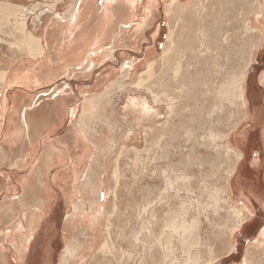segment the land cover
Masks as SVG:
<instances>
[{
	"label": "crops",
	"instance_id": "obj_1",
	"mask_svg": "<svg viewBox=\"0 0 264 264\" xmlns=\"http://www.w3.org/2000/svg\"><path fill=\"white\" fill-rule=\"evenodd\" d=\"M168 1L147 0L138 21L137 0H0V264H36L40 255L48 256L50 231L60 216L65 247L77 234L65 224L72 205L87 208L97 193L104 205L99 228L105 229L108 200L117 190L108 181L110 158L118 156L114 152L122 143H134L121 140L122 125H127L120 114L122 77L144 71L138 58L123 50H136L145 31L158 22L160 8L155 28L163 48ZM157 50L146 51L147 62ZM255 51L242 115L228 134L234 173L223 187L227 205L242 221L226 220L225 244L215 245L210 264H245V259L264 264V218L259 214L264 211V130L249 139L264 127V42ZM129 93H136L132 86ZM113 198L116 202L117 194ZM31 215L36 232L26 245H12V235L24 233L25 216ZM17 222L21 226L15 231ZM240 250L243 256L235 262Z\"/></svg>",
	"mask_w": 264,
	"mask_h": 264
},
{
	"label": "rangeland",
	"instance_id": "obj_2",
	"mask_svg": "<svg viewBox=\"0 0 264 264\" xmlns=\"http://www.w3.org/2000/svg\"><path fill=\"white\" fill-rule=\"evenodd\" d=\"M146 1L137 0L138 21L143 17ZM43 6L45 4L34 5L35 8ZM185 7L193 8V12L199 15L197 14L194 19L193 13L188 14ZM258 9V0H177L176 6L168 15V34L177 49L173 47L174 51L170 52L173 55H170V61H165L163 56L160 57L164 41L156 28L161 22V8L156 28L145 31L135 51L123 50L129 56L138 58L141 63L139 71L146 69L149 61L154 62L152 69L145 75L122 77L121 102L124 106L120 109V114L122 122L128 126L122 125L121 140L134 143L132 146L122 143L121 150L114 152L118 156L110 158L112 168L117 167L115 175L118 185L113 183V188L116 185L117 190L115 192L112 190L111 202L108 200L111 205L107 207L109 214L106 217L105 229L101 230L107 244L106 251L101 252L97 249L102 243L101 239L89 250L85 264L213 262L216 257L215 245L219 243L224 245L226 234L229 232L225 227L226 220L231 217L235 221L238 220V214L227 205L223 190L224 183L233 173L230 171L234 169V156L227 144L228 136L227 139L225 136L239 123L243 108L238 93L233 92L231 79L237 76L244 63L245 66L248 64L247 76L249 67L257 59V55L253 58L254 53L256 54L254 51L252 61L250 60V52L257 43V38H252L246 30L245 34L243 33L242 22L243 20L250 22V19L261 21L260 16L256 15L255 18L253 16ZM256 21H253L252 25L260 26ZM217 28H220L221 33L230 31L233 36L228 44V61H224V55H220L219 76L212 77L208 71L212 66L209 60L207 61L209 67L206 69L203 63L197 65V61L191 57H196L194 55L196 51L204 49L205 45L199 46L201 43H208L211 48L213 47V33ZM153 34L156 40L153 39ZM191 35L194 37L193 46L189 43ZM154 46L158 50L147 62L144 55ZM182 56H186V60H191L189 69L191 66L195 69L185 77L186 89L175 83L181 80L183 74L181 68L186 66ZM175 68L179 71L176 72ZM192 81L199 86H190L189 83ZM130 86L136 91L133 95L129 93ZM184 94L187 95L183 98ZM215 94L221 103L209 116ZM129 95L146 99L151 105L156 103V108L164 118L154 125L148 124L149 126L139 123L136 128L129 124L130 120L123 117ZM246 109L245 105V111ZM263 130L264 127L251 132L249 139L254 140ZM134 131L137 133L136 139L132 135L128 139L125 138L127 134H136ZM200 135L203 139H199ZM260 175L261 181L263 171ZM114 194L118 196L116 202ZM113 203L117 204L115 211ZM88 211L87 206L84 213ZM173 211L179 213L175 215ZM259 214L264 218V211L260 210ZM63 215L65 216V212ZM61 218L60 216V220L56 222L57 227L50 231L51 252L47 248L48 256L40 255L36 264H57L60 254H63L69 245L70 242L64 247L60 237ZM172 225L179 226V229L174 231ZM186 229L188 231L184 232ZM73 230L77 231V234L72 238L70 245L81 247L78 251V254H81L86 232L79 227ZM242 256L240 250L234 256L235 262H239ZM76 259L77 257H74L68 264H79V258Z\"/></svg>",
	"mask_w": 264,
	"mask_h": 264
},
{
	"label": "bare ground",
	"instance_id": "obj_3",
	"mask_svg": "<svg viewBox=\"0 0 264 264\" xmlns=\"http://www.w3.org/2000/svg\"><path fill=\"white\" fill-rule=\"evenodd\" d=\"M61 2V1H60ZM109 2V1H108ZM176 2L177 0H169L167 3H166V7H167V16L169 15V13L173 10L174 6H176ZM258 5H259V9L257 10V12H255L253 14L254 18L255 16H260V19L261 21H256V20H253V19H250V22L248 21H245L243 20L242 22V31L243 33L245 34V30H246V33L248 35H251L252 38H257V43L254 44L253 48H252V51L250 52V60L253 56V53L254 51L256 50L257 47H260V44L264 42V0H258ZM195 6V4H194ZM193 7V6H192ZM176 8V7H175ZM177 9V8H176ZM184 9H187V12L188 14L193 13V18L195 19L197 14L199 15V13L197 12H193V8L192 9H189L187 7H185ZM176 11V10H175ZM205 11V10H204ZM107 14V13H106ZM17 16V15H16ZM102 17V16H101ZM106 17V16H105ZM104 17V18H105ZM103 18V19H104ZM253 21H256L257 23H260V26H257V25H252ZM57 26V25H56ZM125 26V25H124ZM21 27V26H20ZM223 27V26H221ZM225 27V26H224ZM227 27V26H226ZM19 29V28H18ZM21 29V28H20ZM223 30V29H222ZM225 30V29H224ZM20 31V30H19ZM220 31V28L218 29L217 28V31L215 30L214 31V41H213V44H212V48L207 44H203L201 43L199 46H204V49L203 50H198L196 51V53L194 54L196 57H191V59L194 58V61H197V65L199 63H203V66L204 68H208L209 67V64H207V61L209 60L212 64V66L209 67V70L210 71V74L211 76H216L218 77L219 76V70H220V67L219 64H220V60H221V56L224 55V61H228V51H229V46L228 44L230 43V40L232 39V36L233 34L232 33H229V32H225L223 31L222 33L219 32ZM240 32V30H239ZM206 34V33H205ZM254 35V36H253ZM210 36V35H209ZM193 36L191 35L190 37V45L193 46ZM212 39V38H211ZM206 40V38H205ZM173 41L170 40V34H168L166 40H165V43L166 45L163 47L161 53H160V57L163 56L164 57V60L165 61H170L171 60V53L173 50V47L176 49V46H174V44H172ZM212 42V40H211ZM170 43L168 46L167 44ZM210 47V48H209ZM198 48H201V47H198ZM203 48V47H202ZM177 50V49H176ZM175 50V52H176ZM224 53V54H222ZM204 54H207V55H204ZM171 55V56H170ZM175 55V54H174ZM178 55H179V52H178ZM193 55V54H192ZM221 55V56H220ZM162 58V57H161ZM183 60H185L186 62V66L181 68V72L183 73L182 74V78L181 80L179 81H174L175 83H179V85H176V87H183L186 89L185 87V83H184V80H185V77L189 74H191L192 72L195 71V69L191 66V68L189 69V61L191 60H186V56H182L181 57ZM163 60V61H164ZM154 62V61H152ZM148 63L146 69H144V71H142L140 73V75H145L146 73H148L152 67H153V63ZM176 65V64H175ZM244 66L241 68L240 72L237 74V76L233 77L231 79V84H232V89H233V92H236L238 93L239 97L241 98V101H242V107H243V86H244V82L246 81V67L248 64H246L245 66V63L243 64ZM177 66V65H176ZM165 70H167L165 68ZM175 71H179L177 68H175ZM174 73V72H173ZM177 74V73H176ZM173 75V74H172ZM175 75V74H174ZM170 81V79H169ZM174 83V85H175ZM209 83H213V82H209ZM187 85V84H186ZM190 86H193V87H198V83H195V81H192L189 83ZM179 92V91H178ZM180 95V94H179ZM187 94H184L183 98L186 96ZM156 96V95H155ZM182 98V99H183ZM215 100L213 101L214 105L212 106V109L211 111L208 113L209 116H211L210 114L213 113V110L218 106L220 105L221 103V100L218 99L216 97V94H215ZM246 105V103H245ZM249 107V106H248ZM125 111L126 113H124V119H128L130 120V124H132L134 127H138L140 124L139 123H144L145 125L149 126L150 124H156L159 120L163 119L164 116L161 115L160 113V110L158 108H156V103L154 104H150L146 99H141V98H129L127 104H126V107H125ZM171 111V109H170ZM123 113V112H122ZM187 114V113H186ZM123 115V114H122ZM171 115V114H170ZM170 115H167L168 117ZM166 116V117H167ZM213 116V114H212ZM124 121V120H123ZM167 121V120H166ZM149 124V125H148ZM196 124V123H195ZM156 126V125H155ZM205 127V126H204ZM153 128V127H152ZM156 128V127H155ZM210 129V128H209ZM211 130V129H210ZM136 133V131H134ZM133 136L135 139L137 137V133L136 134H127L125 136V138H129L130 136ZM211 137V135H209ZM208 136V137H209ZM227 136L228 134L225 136V139H227ZM198 139V138H197ZM199 139H203L201 138V135L199 136ZM228 140V139H227ZM226 140V141H227ZM127 141V140H126ZM225 141V142H226ZM140 142V140H139ZM138 142V143H139ZM112 144V143H111ZM228 144V142H227ZM229 147V146H228ZM227 147V148H228ZM230 148V147H229ZM229 150L232 151V149L230 148ZM233 152V151H232ZM238 157V156H236ZM117 161V160H116ZM113 169V168H112ZM140 171V170H139ZM233 171H230V173H232ZM234 173V172H233ZM117 174V167L114 168L110 174V178H108V181L109 182H113L114 184L118 185L117 182H118V179H116V175ZM137 174V173H136ZM89 176V175H88ZM90 177V176H89ZM98 182V181H97ZM96 182V183H97ZM108 182V183H109ZM100 183L101 180H100ZM100 183L98 182V185H100ZM115 185V187H116ZM94 187V186H93ZM92 187V188H93ZM43 191V190H42ZM95 191V190H93ZM102 191V190H101ZM100 192V191H98ZM47 193V192H46ZM109 193V192H108ZM107 193V194H108ZM93 194V193H92ZM98 194L97 193V199L96 200H93L92 202H89L88 203V208H89V211L84 213V207H81L80 205H72V208H73V213L72 215L70 216V218L68 219V223L67 226H70L71 228V231L73 228H80L82 231L86 232V241H85V245H83V250L81 252V254H78V251L79 247H77L76 245H70L71 242L69 243V245L66 246L65 248V251L63 252V254H61L60 258H59V262L58 264H68L69 261L71 259H74V257H77V259L79 260V264H85V261H86V258H87V255L89 253V250H91V247H93L97 242H99L101 239L102 240V243L98 246L97 249L101 250L102 251H106V241L104 240V233L102 235V232H101V228H99L101 225L99 222V220H102L103 219V211H104V205L100 203V199L98 197ZM228 194V193H227ZM96 198V197H95ZM239 205V204H238ZM45 206V205H44ZM43 207V206H42ZM47 207V206H46ZM46 207H43V209L45 210ZM49 207V206H48ZM87 207V206H86ZM113 211H115L116 209V206L114 205L113 206ZM41 208V207H40ZM233 208V207H232ZM42 209V208H41ZM47 210V209H46ZM239 210V209H238ZM49 211V210H47ZM237 210L234 209V213L237 214L236 212ZM44 213V212H43ZM173 213L175 215H177L179 213V211H173ZM46 214V213H45ZM239 214V213H238ZM27 215V214H26ZM39 215V214H38ZM148 216V215H147ZM176 217V216H175ZM29 218V219H27ZM102 218V219H101ZM240 219V221H242V216L239 214L238 217ZM25 222H26V229L24 231V233H21V234H13L12 238H11V243L12 245L13 244H17V245H26L29 241V236L31 235L32 232H34V227L36 228V221L35 219L33 218V216H25ZM174 219H177V218H174ZM238 219V222H240ZM37 220V219H36ZM171 220H173L171 218ZM24 222V223H25ZM38 222V221H37ZM237 222V221H236ZM174 223V222H172ZM237 224V223H235ZM38 225V223H37ZM238 225V224H237ZM19 226L20 225V222H17L14 226V230L15 231H18L19 230ZM168 226V225H167ZM194 226H195V223H194ZM107 227V226H106ZM170 227V226H169ZM174 231H177V229H179V226H175V225H172L171 227ZM234 229L237 228V226H234L233 227ZM233 228H230L231 229V232L233 230ZM37 229V228H36ZM69 229V228H68ZM185 229V228H184ZM262 232H261V237H263V241L262 243L264 242V228L262 227ZM70 230V229H69ZM14 231V232H15ZM106 231V235H107V229L105 230ZM188 231L187 229L184 230V232ZM36 232V231H35ZM34 232V233H35ZM10 234V233H9ZM8 235V234H7ZM101 236V237H100ZM111 236V235H110ZM109 236V237H110ZM32 238V237H31ZM111 238V237H110ZM261 239V238H260ZM261 244V243H260ZM260 246H264V245H260ZM91 252V251H90ZM104 253V252H103ZM20 254V253H19ZM129 258V257H128ZM76 259V260H77ZM73 261V260H72ZM71 262V261H70ZM245 264H253L254 262H251L250 260H246L245 259ZM258 264V263H256Z\"/></svg>",
	"mask_w": 264,
	"mask_h": 264
}]
</instances>
